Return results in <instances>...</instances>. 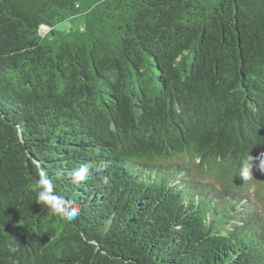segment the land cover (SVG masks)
<instances>
[{"label":"trees","instance_id":"trees-1","mask_svg":"<svg viewBox=\"0 0 264 264\" xmlns=\"http://www.w3.org/2000/svg\"><path fill=\"white\" fill-rule=\"evenodd\" d=\"M262 152L264 0H0V264H264Z\"/></svg>","mask_w":264,"mask_h":264},{"label":"clouds","instance_id":"clouds-1","mask_svg":"<svg viewBox=\"0 0 264 264\" xmlns=\"http://www.w3.org/2000/svg\"><path fill=\"white\" fill-rule=\"evenodd\" d=\"M259 165L261 168H264V152L260 154ZM91 167V163H80L78 166L71 168L67 173L71 183L74 185L84 183L88 179V173ZM250 168L251 165L248 161L241 162L239 176L242 180L251 178ZM32 190L35 192V201L38 204L44 205L65 221H71L79 215V209L69 207L65 199L55 191L54 184L46 173L40 175L35 180ZM17 250L16 247L11 248L12 252H16Z\"/></svg>","mask_w":264,"mask_h":264}]
</instances>
